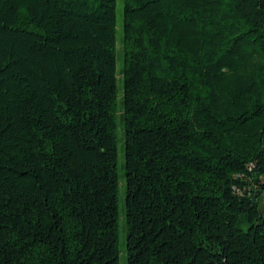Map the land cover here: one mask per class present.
<instances>
[{"label":"trees","instance_id":"1","mask_svg":"<svg viewBox=\"0 0 264 264\" xmlns=\"http://www.w3.org/2000/svg\"><path fill=\"white\" fill-rule=\"evenodd\" d=\"M128 264H264V0H123ZM119 0H0V264H121Z\"/></svg>","mask_w":264,"mask_h":264},{"label":"rangeland","instance_id":"2","mask_svg":"<svg viewBox=\"0 0 264 264\" xmlns=\"http://www.w3.org/2000/svg\"><path fill=\"white\" fill-rule=\"evenodd\" d=\"M123 18H124V2L119 0L118 3V139H119V159H118V172L120 175V191H119V204H120V221H119V235H120V248H121V264H128L127 257V185H126V137H125V123L123 116L125 114L124 97H125V82H124V49H123Z\"/></svg>","mask_w":264,"mask_h":264}]
</instances>
